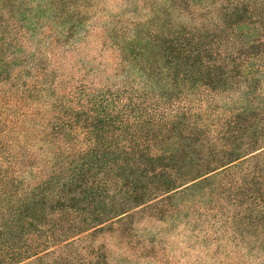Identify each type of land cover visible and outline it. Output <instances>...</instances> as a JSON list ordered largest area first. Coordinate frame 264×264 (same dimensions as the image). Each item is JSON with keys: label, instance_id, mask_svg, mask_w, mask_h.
Here are the masks:
<instances>
[{"label": "trees", "instance_id": "trees-1", "mask_svg": "<svg viewBox=\"0 0 264 264\" xmlns=\"http://www.w3.org/2000/svg\"><path fill=\"white\" fill-rule=\"evenodd\" d=\"M90 1L37 0V18L32 0H0V72L20 81L30 57L27 40L43 45L49 37L44 32L54 25L69 34L84 24ZM211 6L216 30L248 28L257 34L250 47L264 52V0H212ZM65 15L69 25L59 21ZM204 21L182 23L178 31L163 25L156 29L160 36L137 37L140 52L157 62L171 58L199 68L239 54L225 40L206 43L217 31ZM145 80L135 94L122 95L109 82L59 98L38 166L23 161L6 118H0V264H119L115 252L119 244L135 242L129 224L138 213L171 228L182 222L181 237L189 245L200 242L195 245L202 263L220 260L221 250L233 253L237 263L264 253V140L252 139L232 155L237 131L230 119L212 125L186 117L174 135L171 117L150 114L166 93L157 94L159 84ZM193 188L210 203L191 201Z\"/></svg>", "mask_w": 264, "mask_h": 264}, {"label": "rangeland", "instance_id": "rangeland-1", "mask_svg": "<svg viewBox=\"0 0 264 264\" xmlns=\"http://www.w3.org/2000/svg\"><path fill=\"white\" fill-rule=\"evenodd\" d=\"M31 5L32 15L41 18L36 16L42 11L37 0ZM211 5L212 0H91L88 6L92 9L84 24H76L69 34H61L54 25V29L44 32L49 37L43 45L38 39L40 46L36 47V41L29 38L26 44L30 57L21 80L0 72V118H6L23 161L30 163L32 159L34 166L42 163L39 159L51 133L47 121L55 116L59 98L72 99L93 85L109 82L121 87L122 95L135 94V86L142 80L158 83L161 89H155L157 94L166 93L167 97H159L150 114L154 118L171 117V130L176 136L179 122L188 117L212 125L221 119L233 121L232 128L237 132L231 138L232 155L245 151V143L252 139L264 140L263 49L250 47L257 34L248 28L238 26L233 33L216 30ZM199 20H206L203 23L209 25V30L217 31L206 38V43L216 39L221 45L225 40L239 54H225L224 62L199 68L181 67L170 62L171 58L157 62L140 52L137 37L151 32L154 37L160 36L156 29L163 25L178 31L176 27L193 26ZM59 21L61 25L70 24L66 15ZM28 33L35 37L33 31ZM127 44L135 48L125 47ZM204 55L217 59L211 52ZM143 56L147 60H140ZM11 89L12 94L8 92ZM83 121L88 122L85 118ZM79 137L83 139V134ZM81 146L86 148L87 144ZM166 146L173 149L176 145ZM195 188L190 192L194 194L191 201L210 203ZM129 227L136 240L119 244L115 252L119 264H264V253L255 259L248 254L247 259L242 257L237 263L233 253L225 250L219 251L220 260L202 263L201 247L195 245L200 242L189 245L188 238L181 237L186 228L179 221L171 228L161 220L150 223L145 213H138Z\"/></svg>", "mask_w": 264, "mask_h": 264}]
</instances>
